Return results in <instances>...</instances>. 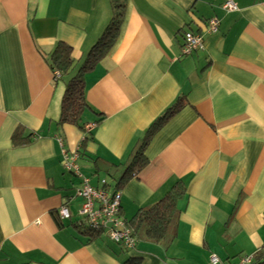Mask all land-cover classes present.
Here are the masks:
<instances>
[{
	"label": "crops",
	"instance_id": "crops-1",
	"mask_svg": "<svg viewBox=\"0 0 264 264\" xmlns=\"http://www.w3.org/2000/svg\"><path fill=\"white\" fill-rule=\"evenodd\" d=\"M226 1L128 0L116 47L85 78L80 131L57 125L67 80L48 57L63 43L81 65L111 21L109 0H0V264H238L264 250V0H231L234 13ZM187 33L204 42L189 57ZM179 102L146 168L117 191L95 161L126 166ZM18 128L30 145L14 147ZM63 154L78 155L81 179ZM82 179L118 193L126 223L182 184L172 246L127 251L107 232L89 243L76 229ZM65 206L68 222L56 215Z\"/></svg>",
	"mask_w": 264,
	"mask_h": 264
},
{
	"label": "trees",
	"instance_id": "trees-1",
	"mask_svg": "<svg viewBox=\"0 0 264 264\" xmlns=\"http://www.w3.org/2000/svg\"><path fill=\"white\" fill-rule=\"evenodd\" d=\"M109 2L112 11L111 21L98 41L89 50L76 76L66 84L61 104V114L57 122L58 126H72L80 131L84 130L82 119L89 108L85 96V78L93 73L112 53L118 43L126 17L128 0H109ZM72 53L73 51L70 47L59 43L49 55L48 63L50 70L54 74L58 73L60 76L56 81H62L73 74L76 67L71 57ZM183 108L184 104L179 102L158 119L149 129L145 140L135 149L126 166L114 169L106 163L99 162V160L95 161L94 164L96 166H102V169L105 170L106 175L115 184L117 191H121L128 182L137 178L146 168L148 161L145 153L151 140ZM24 134L26 133L22 128H18L14 133L12 142L15 148L26 147L32 143L33 135L25 137ZM77 192L75 198L79 199L77 198ZM184 193V186L179 183L159 203L140 210L130 222L126 223L127 228L131 231L132 237L139 244L154 245L166 250L169 249L176 240L180 217L178 204L182 200ZM61 209H67L69 211L66 206ZM56 215L59 217V211ZM79 218H81L82 222H80V227L77 226L76 229H82L81 231L84 233L81 232V236L89 238V243L98 239L104 233V231H93L87 224L86 219H83L80 215ZM253 260V264H264V250L260 254H257Z\"/></svg>",
	"mask_w": 264,
	"mask_h": 264
},
{
	"label": "built area",
	"instance_id": "built-area-1",
	"mask_svg": "<svg viewBox=\"0 0 264 264\" xmlns=\"http://www.w3.org/2000/svg\"><path fill=\"white\" fill-rule=\"evenodd\" d=\"M223 11L234 13L237 11V7L234 2L227 0L223 6ZM218 28L219 21L213 19L208 22L206 33L208 35L216 34ZM183 40L182 53L184 56L189 57L203 49V38L198 34L187 33L184 35ZM55 77L57 79L60 78L58 73H55ZM63 156L65 158V169L81 179L82 177L76 166V161L79 158L78 155L72 158H67L66 154H63ZM77 198L83 203L79 215L87 220V224L93 231L107 232L112 243L127 251H134L137 248L139 242L132 237L131 231L127 228L126 222L121 217V196L118 193H110L107 188L93 189L88 180L82 179V185L77 192ZM59 218L61 221H70L71 216L69 211L67 209H60ZM253 262L252 257H244L239 260L238 264H253ZM211 263L219 264V261L215 257H212Z\"/></svg>",
	"mask_w": 264,
	"mask_h": 264
},
{
	"label": "rangeland",
	"instance_id": "rangeland-1",
	"mask_svg": "<svg viewBox=\"0 0 264 264\" xmlns=\"http://www.w3.org/2000/svg\"><path fill=\"white\" fill-rule=\"evenodd\" d=\"M82 63H83V62H82ZM82 63H81V65H82ZM81 65H79V66H77V67L75 68V70H74V72H73V74H72L71 76L65 78V79L67 80V84L69 83V81H70L71 79H73V78L76 76V74L78 73L79 69L81 68V67H80ZM104 239H107V240L113 245V243H112V241H111L110 239H108V238H106V237H104L103 240H104Z\"/></svg>",
	"mask_w": 264,
	"mask_h": 264
}]
</instances>
